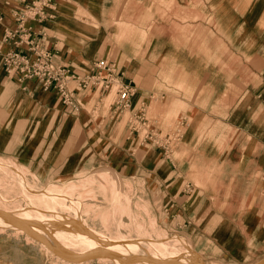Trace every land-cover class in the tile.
Wrapping results in <instances>:
<instances>
[{
	"label": "crops",
	"instance_id": "crops-1",
	"mask_svg": "<svg viewBox=\"0 0 264 264\" xmlns=\"http://www.w3.org/2000/svg\"><path fill=\"white\" fill-rule=\"evenodd\" d=\"M95 6L100 38L107 40L93 38L87 53L107 56L90 65L102 58L115 63L118 77L133 86L127 107L133 117L142 112L144 122L162 130L166 115L179 112L174 123L183 126L186 141L176 147L178 157L169 161L156 148L143 155L127 125L120 133L119 119L71 115L56 91L21 82L1 65L0 156L46 181L102 165L106 153L98 141L122 139L124 171L140 175L149 190L156 186L162 209L169 185L178 188L176 195L167 190L178 213L166 217L157 209V220H173L209 259L214 247L225 262L264 253V0H101ZM18 7L0 13V39L14 27ZM52 21L35 25L36 43L53 52L57 65L85 74V65L48 41ZM89 90L97 92L82 89L78 99ZM182 191L187 201L178 196ZM147 197L153 204L152 191ZM18 240L24 246L7 244L3 252H11L0 264H37L35 245L24 235Z\"/></svg>",
	"mask_w": 264,
	"mask_h": 264
},
{
	"label": "rangeland",
	"instance_id": "rangeland-1",
	"mask_svg": "<svg viewBox=\"0 0 264 264\" xmlns=\"http://www.w3.org/2000/svg\"><path fill=\"white\" fill-rule=\"evenodd\" d=\"M22 1L23 0H0V13L4 12L9 14L11 5L20 6ZM57 1V5L55 0L51 7V11L54 15L53 21L48 24L49 29L47 31H49L51 35L48 41H52V43L56 45L57 50L61 48L62 51H68L71 59L75 62H79L83 66L85 65L86 71L91 70L95 64L93 62L91 66V62L104 56L95 55L96 52H93V54L87 53L90 41L93 38L97 40L101 39L99 35L100 13L95 6V4L101 0ZM1 15L4 14L1 13ZM121 26H123V24ZM103 38L101 40H107V38ZM1 48H3V44H1ZM108 96H110V98H108ZM115 96V90H112V92L102 90L93 92L89 90L85 98H81L82 100H80L78 110L76 109L73 111L71 108H66L65 111L71 115L82 114L87 116L89 113L91 117L94 119L96 118L98 121H101L102 117L106 115L113 117V119H119V121H122L119 125L120 133L124 131L127 125L130 138L133 142H136V149L143 155L151 149L156 148L160 150L162 156L169 161L178 157L176 147L182 140L186 141V136H183V126L175 125L176 123H174V119L177 118L179 112L166 115L164 122L169 123L162 124V130H160L156 126H152L151 123L147 124L144 122V119H142V112H139L134 118L127 108L128 106L124 109H117L114 105ZM110 109H112L113 113H110ZM147 122L149 121L147 120ZM177 131L180 132V136H171L177 133ZM128 142L130 143V141ZM98 143L106 153L102 165H97L89 169H81L67 177L52 178L46 181L18 160L0 156V194L6 201L4 203L0 198V205L3 206L7 204L5 206L11 209L14 216L17 215L16 218H20L18 215L25 216V214L20 212L22 211L21 206L31 207L29 218L37 220L39 223L38 225L36 224V227L38 226L36 229L39 234L44 232V228H41L44 226L41 224H44L46 227L52 226L55 228V231L59 233L58 235L61 237V241L66 243L68 247H73L70 253L74 256L71 255V258H69V255H67V258L58 251L52 249L46 242H41L36 236H32V239L26 236L25 238L27 241L33 243L35 247H37V264H46V260L50 261L51 264H116L115 258H98L97 256L90 258L86 257V254L96 251L91 247H95L98 244L95 245L89 234V242L84 244L76 243L74 238H77V236L72 237L70 233L77 231L73 224L61 223L59 224L60 226L57 224L54 225L55 223L52 222L54 218L59 215L56 213L57 209L65 213L66 217H69L68 220H74L75 217H77L81 219L83 224L88 223L90 228L87 230L97 235H102L108 238L109 241L111 240L109 247L118 253L128 254L130 251H123L121 249L126 246L129 247L130 244L141 243L140 245L148 246L149 240L153 241L154 243L151 244V250L153 249L152 251H154V253H150H152L153 257L162 261H156L157 263L150 262V264H170V262L171 264H196L194 255L198 256L202 262H207L208 264H250L256 259L261 260L260 258L264 257V253H261L260 255L256 254L251 257L244 256L242 259L239 258L238 260L240 261L238 262H225L219 261L223 256L216 252L217 249L215 247L213 249V251L215 250L213 259L207 257L208 253L198 252L190 237L181 233L173 225V220L166 218L162 222L157 220L156 217L155 211H157V209L164 211L166 217L178 213L177 205L173 204L169 197V194L176 195L178 193L177 186L175 187L173 186L174 183H171L169 185L170 187L168 186L169 188L166 189V204H164L162 209V203H156L158 200L156 196V186L149 190L145 180L140 177V175H138L139 177H135L136 175L134 173V177H131L132 173L130 171L127 173L124 171L125 141L118 138L117 140H113L103 137ZM110 151H112L111 155ZM108 155H110L109 158ZM12 166L22 171V177L25 178L24 180L26 182H29L30 187H22L18 172H16L15 168L13 169ZM91 180H93L95 184L105 185L104 187L106 189L104 192L106 197L96 194H87L85 197L79 195L78 192L82 189L87 190L90 188V186L86 185ZM71 185H77L76 190L70 197H66L64 193L70 189L69 186ZM113 187L116 189L118 188L117 191H119V194L114 199L111 196ZM30 191L37 194L45 193L37 198L36 195L30 193ZM151 191L154 195L153 204L149 202L147 197L148 193ZM186 192L182 191V194L178 195L182 197V201H187L189 198ZM195 193H197V191H194L192 198H194ZM39 198H41L42 201H40ZM39 208L41 210H39ZM3 211L5 210L0 209V212ZM167 213L169 214L167 215ZM160 222L164 224L163 227L160 225ZM16 225L18 227H16L17 229L23 227L22 231H28V229H24V226L20 224L15 223L14 226ZM1 228L3 229L1 230ZM84 229L85 228H83V230ZM8 230L9 228L5 227V225L0 222L1 262L4 256H9L11 252L9 251L6 254L3 252L7 244L9 247L11 245H18L19 247L24 246V241L18 240L20 236H8L12 234L11 231ZM14 241L16 242L14 243ZM138 252L140 251H134L133 253ZM170 255L172 256V260L164 261V258H170ZM140 262L142 261L138 262L137 260L134 264ZM258 263H260V261H258Z\"/></svg>",
	"mask_w": 264,
	"mask_h": 264
},
{
	"label": "built area",
	"instance_id": "built-area-1",
	"mask_svg": "<svg viewBox=\"0 0 264 264\" xmlns=\"http://www.w3.org/2000/svg\"><path fill=\"white\" fill-rule=\"evenodd\" d=\"M54 1H22L14 12V27L7 29L0 39V65L8 74L17 73L21 82L33 80L45 92L56 91L65 107L73 111L80 106L78 94L82 89L112 91L115 88L116 108L129 106L133 86L118 77L114 62L100 59L85 74H77L67 66L57 65L53 52L36 43L35 25L53 17ZM1 44L8 48L4 50ZM23 44L27 45L25 51H22ZM171 136L178 137L180 132Z\"/></svg>",
	"mask_w": 264,
	"mask_h": 264
},
{
	"label": "bare ground",
	"instance_id": "bare-ground-1",
	"mask_svg": "<svg viewBox=\"0 0 264 264\" xmlns=\"http://www.w3.org/2000/svg\"><path fill=\"white\" fill-rule=\"evenodd\" d=\"M113 90H115V88ZM109 95H112V94H109ZM108 98H110V96H108ZM12 168L13 169L15 168V171L18 172V177H19V179L22 182V187H30L29 182H26L24 180L25 178L22 177V171L19 170L17 167H13L12 166ZM86 186H90V188L87 189V190L82 189L81 191L78 192L79 195H81V196L83 195L85 197L87 194H94V195L96 194V195H99V196L106 197L105 196L106 194L104 192V190L106 188L104 187L105 186L104 184L98 185V184H95L93 182V180H91ZM76 187H77V185L69 186L70 189L64 193L65 196L66 197H70V195H72L75 192ZM117 190H118V188L116 189L115 187H113V190L111 192V196L113 197V199L119 194V191H117ZM30 193H34V192L30 191ZM44 193L45 192H43L41 194H44ZM41 194L34 193V195H36L37 198ZM0 198H1V200L4 201V203L6 202L4 197H2L1 194H0ZM39 199H40V201H42L41 198H39ZM7 202H8V200H7ZM5 205H7V204H4L3 206L0 205V209L5 210L3 212H0V222L3 225H5V227L9 228V230L11 231L12 234L10 233L11 235H8V236H15V235L16 236H21V235H24L25 237L28 236L29 239H32L31 238L32 236L28 235L26 231H22L23 227L22 228L20 227L21 229H17L18 228L17 225L14 226L15 223L20 224L21 226H24V229H28L29 232H32L34 234V236H36L38 239L41 240V242H46L47 245H49L55 251H58L61 255L66 256L67 258H68L67 255H69V258H71L70 256L72 255V253H70V250H73V247L70 248V247H68V245L66 243H63L61 241V237L58 235L59 233L57 231H55L54 227H52V226L51 227L50 226L46 227L44 224H41V225L44 226V227L40 226L41 228H44L43 229L44 232H41V234H39L37 232L36 228L38 226L36 227V224L38 225L39 223L37 222V220L29 218V214H30L29 211H30L31 207H23V206H21V209H22L23 212L22 211H20V212L25 214V216L18 215L20 218H16L17 215L14 216L13 215L14 213L11 211V209L6 207ZM39 210H41V209L39 208ZM56 213H58L59 215H57L54 218V221L52 223H55L54 225L57 224L58 226H60L59 224H61V223L73 224L76 227L77 231L70 232V233H71L72 237L77 236V238H74V241L76 243H83L84 244V243L89 242L90 241L89 235H90L91 236V240L93 239V242L95 243V245L98 244L95 247H91L92 249H94L96 251L86 254L87 255L86 257L90 258V257H96L97 256L98 258H100V257L115 258L116 259V261H115L116 264H128V263L134 264L135 261H137V260H138V262L142 261V262H140L138 264H150V262L162 261V260H158L156 257H153L152 253H150V252L154 253V251H152L153 249L151 250V248H152L151 244L154 243V242L151 241V240H149L148 246L140 245L141 243L140 244H130L129 247L126 246L123 249H121L123 251L124 250L125 251H130V252H128V254L118 253V252L112 250L109 247V245L111 243V240L109 241L108 238H105L102 235H97V234L87 230V229L90 228V225H88V223L83 224L81 219H78L77 217H75L74 220H68L69 217H66V214L60 212L59 209L56 210ZM83 228H85V229L83 230ZM2 229L3 228H1V230ZM32 233H31V235H33ZM136 242H138V241H136ZM72 244H74V243H72ZM36 249H37V247H35V250ZM134 251H140V252L133 253ZM72 256H74V255H72ZM169 257L170 258L165 257L164 261H171L172 260V256L170 255ZM194 258L197 259V260L195 259L196 264H208L207 262H202V260H200V258H198V256H196V255H194ZM198 259H199V261H198ZM170 264H171V262H170ZM258 264H264V259L262 261H260V263H258Z\"/></svg>",
	"mask_w": 264,
	"mask_h": 264
}]
</instances>
